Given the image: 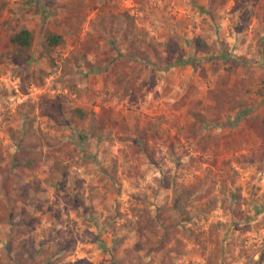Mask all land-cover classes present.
I'll return each instance as SVG.
<instances>
[{
    "label": "rangeland",
    "instance_id": "374dc122",
    "mask_svg": "<svg viewBox=\"0 0 264 264\" xmlns=\"http://www.w3.org/2000/svg\"><path fill=\"white\" fill-rule=\"evenodd\" d=\"M4 1L0 23L19 18L34 42L17 65L0 28V179L15 151L10 133L27 122L43 156L19 177L26 199L0 207V264H16V253L18 264H160L158 253L135 249L137 222L152 217L181 241L173 264H264V169L246 161L259 143L250 120L264 113V0ZM90 20L112 25L97 35ZM44 29L64 37L52 62L41 55ZM125 35L155 44L159 60L119 66ZM81 53L101 69L88 72L79 60L61 78L63 59ZM108 62L139 89L116 98ZM38 72L42 84L28 83ZM213 100L217 124L196 133L217 148L200 153L190 111ZM70 108L86 112L76 127ZM103 109L113 123L98 138L90 123Z\"/></svg>",
    "mask_w": 264,
    "mask_h": 264
},
{
    "label": "trees",
    "instance_id": "16d2710c",
    "mask_svg": "<svg viewBox=\"0 0 264 264\" xmlns=\"http://www.w3.org/2000/svg\"><path fill=\"white\" fill-rule=\"evenodd\" d=\"M46 5L52 4L54 0H43ZM6 3L4 0H0V15L3 12ZM121 20L123 23L132 24L131 17L126 13L122 12ZM79 20V24L82 22ZM96 20V19H95ZM95 20L89 21V26L92 31L97 32V35L108 33L111 28L112 23L107 24V21H101L102 24L99 28L95 27ZM105 22V23H104ZM130 22V23H129ZM21 20L19 18L15 19L12 23L7 20H3L0 23V28H3L7 32V47L9 49L8 56L11 60L17 64L21 65L27 62L30 58L31 48L34 42L33 34L24 27H19ZM131 31V30H130ZM128 30V32H130ZM94 32V33H95ZM125 44L123 45V53H120L122 60L118 62L119 66H126L130 63H142L148 64L150 60H159V54L157 52L155 44L149 42L144 37L128 38L124 36ZM64 44L63 35L53 32L49 29H44L41 36V55L47 62H52V54L55 49L61 47ZM194 48L198 51L206 52L207 46L205 42L199 38L195 37L193 39ZM79 60L83 63L84 67L87 68L88 72H98L101 69L99 64H91L87 57L81 53L79 56L69 54L67 55L61 64V71L59 73L61 78H67L71 71V66L76 65ZM114 60V59H113ZM112 60V61H113ZM109 65L112 64V62ZM116 65L111 66L112 71V94L118 98L123 99L127 95H131L134 91L139 88L134 86V82L131 80L128 72H124L121 69L120 73L115 72ZM29 82L34 86H39L42 84L43 73L38 72L37 74L32 73L29 77ZM212 107H202V111L193 110L190 111L192 120L189 123V132L192 139H194L195 147L200 153H215L217 148L216 142L210 144V134L205 133L198 136L197 128L205 124L212 123L217 124L219 120L218 109L220 108V103L214 100L212 101ZM32 108V106H29ZM101 115H97L96 119H92L90 123V132L96 136L100 137V133L106 128V125L113 123L111 115L108 110H102ZM208 113L212 114V117L208 116ZM68 122L71 126L76 127L82 121L85 120L86 112L79 108H70L68 110ZM19 118H22L21 115ZM25 120V118H22ZM250 124L253 127L259 143L256 151L246 158V161L253 164L255 163L258 168L264 169V113L259 117H254L250 120ZM29 122L26 126L14 133H10V138L13 141L15 151L10 155V167L7 169H2L1 179H0V194L3 196V200H0V207L4 210L9 211L13 205L18 202H23L27 196V188L20 181V176L24 172H32L38 166L42 159V152L38 148L39 139L38 136L32 134L30 130ZM54 171L61 172L63 167L60 166L59 162L54 161ZM10 170L12 173H10ZM164 187H169V180L163 178ZM180 200H174L173 209H178L177 206L180 204ZM136 230L138 239L135 243V249L141 250L145 249L147 251L158 253L161 256L160 264H173L171 261L170 252L176 253L177 247L180 244V240L170 231L164 230L161 223L158 222L156 217H152L150 221H144L142 225L137 222ZM160 229L162 231L159 233ZM214 252V251H212ZM210 255H213L210 253ZM15 263H20L21 256L16 253ZM208 257V256H207ZM206 257V259H207ZM215 257V252H214ZM208 263H210L208 261ZM71 264H93L91 261L85 258L75 259Z\"/></svg>",
    "mask_w": 264,
    "mask_h": 264
}]
</instances>
